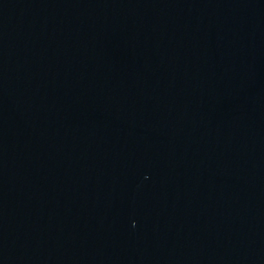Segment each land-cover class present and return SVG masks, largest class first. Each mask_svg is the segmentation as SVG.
<instances>
[{"label":"water","instance_id":"water-1","mask_svg":"<svg viewBox=\"0 0 264 264\" xmlns=\"http://www.w3.org/2000/svg\"><path fill=\"white\" fill-rule=\"evenodd\" d=\"M0 264H264V0H0Z\"/></svg>","mask_w":264,"mask_h":264}]
</instances>
